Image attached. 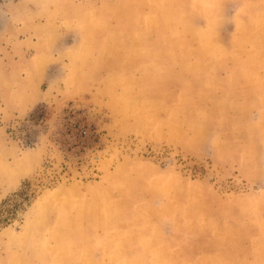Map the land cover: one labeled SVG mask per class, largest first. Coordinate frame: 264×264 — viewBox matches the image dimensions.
I'll list each match as a JSON object with an SVG mask.
<instances>
[{
    "label": "crops",
    "instance_id": "0c3cea01",
    "mask_svg": "<svg viewBox=\"0 0 264 264\" xmlns=\"http://www.w3.org/2000/svg\"><path fill=\"white\" fill-rule=\"evenodd\" d=\"M13 5L0 122L85 98L119 130L16 264H264V0Z\"/></svg>",
    "mask_w": 264,
    "mask_h": 264
},
{
    "label": "rangeland",
    "instance_id": "374dc122",
    "mask_svg": "<svg viewBox=\"0 0 264 264\" xmlns=\"http://www.w3.org/2000/svg\"><path fill=\"white\" fill-rule=\"evenodd\" d=\"M13 1L0 0V48L7 45V27L12 24L9 15L18 10ZM57 74L59 70L54 71ZM112 117L93 99L60 101L53 97L31 111L10 112L0 122V206L8 203L1 211L7 216L4 211L18 207L11 223L0 230V264H16L24 246L32 241L38 245L44 239L40 223L53 220L55 209L38 205L39 200L56 195L61 186L94 179L110 140L119 135L118 127L111 125ZM117 146L121 147L113 145ZM155 150L167 152L165 146ZM22 152L28 157L18 161ZM59 229L52 228L48 244L56 243Z\"/></svg>",
    "mask_w": 264,
    "mask_h": 264
},
{
    "label": "trees",
    "instance_id": "16d2710c",
    "mask_svg": "<svg viewBox=\"0 0 264 264\" xmlns=\"http://www.w3.org/2000/svg\"><path fill=\"white\" fill-rule=\"evenodd\" d=\"M7 205H8V203L6 202L2 206H0V230H1V228H3V226L5 227V225H8L11 223L13 217L15 216V214L18 211V209H17L18 207H14L9 211H4L7 213V216H4L3 211H1V209L3 207H6Z\"/></svg>",
    "mask_w": 264,
    "mask_h": 264
}]
</instances>
